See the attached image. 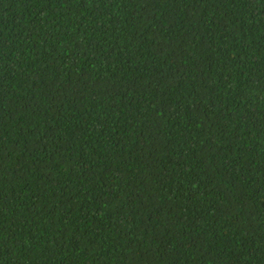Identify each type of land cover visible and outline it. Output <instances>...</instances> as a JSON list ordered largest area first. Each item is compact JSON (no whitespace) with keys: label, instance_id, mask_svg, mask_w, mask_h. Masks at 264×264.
Instances as JSON below:
<instances>
[{"label":"trees","instance_id":"16d2710c","mask_svg":"<svg viewBox=\"0 0 264 264\" xmlns=\"http://www.w3.org/2000/svg\"><path fill=\"white\" fill-rule=\"evenodd\" d=\"M0 264H264V0H0Z\"/></svg>","mask_w":264,"mask_h":264}]
</instances>
